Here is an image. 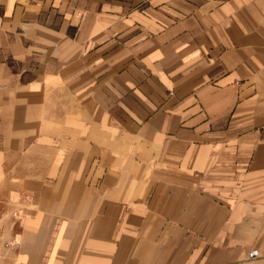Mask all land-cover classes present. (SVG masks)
<instances>
[{"label": "crops", "instance_id": "0c3cea01", "mask_svg": "<svg viewBox=\"0 0 264 264\" xmlns=\"http://www.w3.org/2000/svg\"><path fill=\"white\" fill-rule=\"evenodd\" d=\"M2 193L11 264H264V0H0Z\"/></svg>", "mask_w": 264, "mask_h": 264}, {"label": "rangeland", "instance_id": "374dc122", "mask_svg": "<svg viewBox=\"0 0 264 264\" xmlns=\"http://www.w3.org/2000/svg\"><path fill=\"white\" fill-rule=\"evenodd\" d=\"M26 204V198L23 196L2 193V198L0 200V220L2 223L0 228V264L12 263L15 252V240L20 230V224L26 214ZM249 259L253 258L249 257Z\"/></svg>", "mask_w": 264, "mask_h": 264}, {"label": "built area", "instance_id": "2783aa9c", "mask_svg": "<svg viewBox=\"0 0 264 264\" xmlns=\"http://www.w3.org/2000/svg\"><path fill=\"white\" fill-rule=\"evenodd\" d=\"M250 258H255L257 257V251L255 249L251 250L249 253Z\"/></svg>", "mask_w": 264, "mask_h": 264}]
</instances>
